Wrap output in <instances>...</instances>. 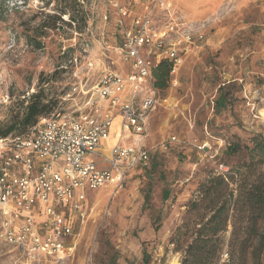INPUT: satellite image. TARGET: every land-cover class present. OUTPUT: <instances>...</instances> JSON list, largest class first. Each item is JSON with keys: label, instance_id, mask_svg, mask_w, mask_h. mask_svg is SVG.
<instances>
[{"label": "rangeland", "instance_id": "rangeland-1", "mask_svg": "<svg viewBox=\"0 0 264 264\" xmlns=\"http://www.w3.org/2000/svg\"><path fill=\"white\" fill-rule=\"evenodd\" d=\"M24 1L6 7L0 18V138L10 125H15L10 135L25 132L20 121L31 95L42 91L52 110L72 111L86 101L82 93L63 99L74 86L92 96L106 68L130 72L113 47L149 4L116 0L128 13L122 17L111 0H77L75 11L71 0ZM172 2L176 21L200 29L203 39L188 45L168 86L159 89L160 96L169 97V104L179 101V107L160 106L150 113L143 138L150 161L131 170L118 189L89 193L85 220H76L71 256L30 261L0 239V264H144L145 253L149 264H168L172 258L181 264L197 229L223 203L229 217L220 233L218 264H254L264 234V211L251 202L264 192V152L259 150L264 137V0ZM63 7L67 11L61 14ZM169 21L170 14L157 9L154 25L162 28ZM221 94L226 105L218 110ZM119 122L102 143L106 153L119 139ZM231 145L240 150L231 152ZM221 163L229 173L219 171Z\"/></svg>", "mask_w": 264, "mask_h": 264}, {"label": "built area", "instance_id": "built-area-1", "mask_svg": "<svg viewBox=\"0 0 264 264\" xmlns=\"http://www.w3.org/2000/svg\"><path fill=\"white\" fill-rule=\"evenodd\" d=\"M110 2L127 16L118 1ZM24 3L9 0L8 6ZM173 8L172 0H149L147 12L124 29L123 41L113 51L130 72L106 68L92 96L76 85L63 97L82 93L86 101L81 107H56L24 133L0 138V239L28 260L71 256L76 220H85L89 193L102 187L118 189L131 170L150 161L143 139L150 113L160 106L173 111L179 107V101L169 104V97L160 96L153 70L166 58L176 72L188 45L203 39L200 29L180 26ZM157 9L170 14L162 28L154 25ZM119 23L123 26L122 19ZM117 118L120 136L106 153L102 143L111 137ZM218 169L229 171L223 163Z\"/></svg>", "mask_w": 264, "mask_h": 264}, {"label": "trees", "instance_id": "trees-1", "mask_svg": "<svg viewBox=\"0 0 264 264\" xmlns=\"http://www.w3.org/2000/svg\"><path fill=\"white\" fill-rule=\"evenodd\" d=\"M8 1L9 0H4L3 2H0V18L6 11V7H9ZM71 2L73 5L70 7L73 8V11H75L76 7L80 6V3L77 0H71ZM66 11L67 8L63 7L60 13H66ZM75 20V16L71 17L72 22H75ZM63 22L67 23L66 21ZM172 68L173 63L166 58L162 59V61L155 66L153 70V76L155 80V86L158 89H163L168 86ZM225 105L226 96L221 94L217 99L218 110L224 108ZM52 108V103L47 99L42 91L31 95L26 106L25 115L20 121V124L26 128L24 131H27L29 127L35 125L41 116L49 114ZM13 131H15V125H10L6 131L1 134L4 137H8ZM22 133L24 132L19 134ZM261 138L262 142L260 143L259 150L264 152V137ZM229 148L233 153L240 150L239 145H231ZM229 171L226 172V174L229 173ZM222 174L225 175V173ZM166 196H168V194L165 191L164 197ZM251 202L258 211H264V192L262 189L259 191L257 197L251 198ZM228 210L229 208L225 203L214 209L210 218L204 224H202L200 228L197 229L196 237L185 248L181 264H218L217 255L222 249L220 233L226 227L229 217ZM254 252L256 257L254 264H264V234L259 236L258 245ZM143 261L144 264L150 263V257L146 253L143 256Z\"/></svg>", "mask_w": 264, "mask_h": 264}, {"label": "bare ground", "instance_id": "bare-ground-1", "mask_svg": "<svg viewBox=\"0 0 264 264\" xmlns=\"http://www.w3.org/2000/svg\"><path fill=\"white\" fill-rule=\"evenodd\" d=\"M119 119V118H118ZM116 123V120L114 121V124ZM118 135H119V133H118ZM138 138V137H137ZM110 139V138H109ZM112 140V139H111ZM115 140V139H114ZM109 141V140H108ZM110 143H112V142H110ZM168 264H180L179 263V261H177V259L176 258H172L170 261H169V263Z\"/></svg>", "mask_w": 264, "mask_h": 264}, {"label": "crops", "instance_id": "crops-1", "mask_svg": "<svg viewBox=\"0 0 264 264\" xmlns=\"http://www.w3.org/2000/svg\"><path fill=\"white\" fill-rule=\"evenodd\" d=\"M183 106H184V107H185V106L187 107V106H189V104H183ZM184 107H183V108H184ZM187 108H190V107H187ZM184 110H189V109H186V108H185ZM184 110H183V112H184Z\"/></svg>", "mask_w": 264, "mask_h": 264}]
</instances>
